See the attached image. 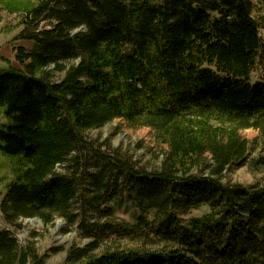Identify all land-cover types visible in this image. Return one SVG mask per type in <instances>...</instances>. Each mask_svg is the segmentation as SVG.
Returning a JSON list of instances; mask_svg holds the SVG:
<instances>
[{
	"label": "trees",
	"instance_id": "obj_1",
	"mask_svg": "<svg viewBox=\"0 0 264 264\" xmlns=\"http://www.w3.org/2000/svg\"><path fill=\"white\" fill-rule=\"evenodd\" d=\"M260 1L258 18L251 0L8 1L9 12L26 11L16 40L32 45L14 49L20 69L0 70V156L13 175L5 222L69 217L84 184L92 210L129 201L140 215L122 231L154 234L163 245L76 249L68 264H264V185L222 182L245 163L248 142L238 131L264 133V82L251 81L264 62ZM55 73L64 76L55 82ZM115 120L164 137L159 170L136 169L86 142L84 132ZM81 150L94 153L93 171ZM203 206L209 213L185 218ZM0 264L44 263L33 242L0 230Z\"/></svg>",
	"mask_w": 264,
	"mask_h": 264
},
{
	"label": "rangeland",
	"instance_id": "obj_2",
	"mask_svg": "<svg viewBox=\"0 0 264 264\" xmlns=\"http://www.w3.org/2000/svg\"><path fill=\"white\" fill-rule=\"evenodd\" d=\"M8 1L36 5L38 0H0V70L12 67L20 69L15 59L14 49L18 46H25L28 49L32 45L28 41L16 40L25 29L26 11L21 10L11 13L4 6ZM257 6L255 17H261L260 0H251ZM48 27L46 22L40 23V29ZM80 31V30H77ZM259 34L264 40V23H260ZM25 44V45H22ZM264 61V60H263ZM64 74L55 73L52 80L60 81ZM252 83L264 82V62L258 63L252 76ZM7 119L0 112V125L6 124ZM216 126L229 128L228 124L211 121ZM240 138L248 142V152L244 165H236L229 168L223 175L222 182L225 184H242L245 186L260 184L264 185V133L255 129H241L238 131ZM83 137L93 148L103 154H116L122 161L129 162L139 170H159L169 150L164 137L148 127H134L126 121L115 120L102 128L92 129L83 133ZM82 162L94 163L88 171H93L98 162H95L94 153L89 150H81L77 153ZM208 164H212L208 156ZM68 169L59 166L57 172L64 173ZM205 170L204 174H208ZM194 174L201 175V171H194ZM13 179L10 160L0 156V230L10 231L20 242L25 245L33 242L38 255L44 264H68L67 257L70 251L76 249H87L94 254H100L107 250L132 249L143 247L147 249L161 248L163 245L158 237L150 235L148 240L145 237L138 239L137 235L122 231L127 225H135L140 213L129 201L111 203L101 207L100 210H92L85 201L89 193L86 185L80 186L77 196L71 205L69 217L55 216L53 221L46 223L40 218L19 220L21 228L8 225L1 211V203L4 199L5 186ZM113 208V213L108 215L107 210ZM209 213L206 206L200 207L186 216L200 217ZM151 218V217H150ZM120 231V233H119ZM153 239H156L152 241Z\"/></svg>",
	"mask_w": 264,
	"mask_h": 264
},
{
	"label": "crops",
	"instance_id": "obj_3",
	"mask_svg": "<svg viewBox=\"0 0 264 264\" xmlns=\"http://www.w3.org/2000/svg\"><path fill=\"white\" fill-rule=\"evenodd\" d=\"M22 45H25V44H22ZM29 47H31V45H30ZM14 55H15V54H14Z\"/></svg>",
	"mask_w": 264,
	"mask_h": 264
}]
</instances>
